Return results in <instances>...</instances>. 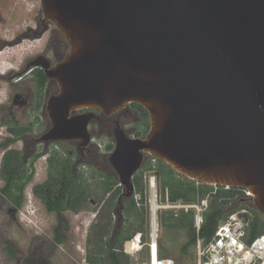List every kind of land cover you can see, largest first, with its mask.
<instances>
[{"label": "water", "instance_id": "1", "mask_svg": "<svg viewBox=\"0 0 264 264\" xmlns=\"http://www.w3.org/2000/svg\"><path fill=\"white\" fill-rule=\"evenodd\" d=\"M70 50L40 67L59 92L41 140L89 142L90 113L137 104L144 137L117 126L109 163L123 195L146 156L210 186L246 189L264 216V0H40ZM43 60V61H42ZM22 75V74H21ZM20 75V77H21Z\"/></svg>", "mask_w": 264, "mask_h": 264}, {"label": "rangeland", "instance_id": "2", "mask_svg": "<svg viewBox=\"0 0 264 264\" xmlns=\"http://www.w3.org/2000/svg\"><path fill=\"white\" fill-rule=\"evenodd\" d=\"M42 18L40 0H0V143L7 138L15 139L9 142L6 150L13 149L21 154L29 153V145H32L30 138L39 137L51 124L46 104L56 92L53 87L38 90L34 75H23L22 79L20 78L31 60L38 55H44L49 39L56 35L54 25L48 21L43 22ZM44 24L48 26V30L40 37L36 33L44 30ZM52 45L54 42L51 48ZM52 54L53 52L50 51L47 57L54 63L55 59ZM120 127L125 131L133 128L134 130L130 129L131 136L129 137L131 138L146 135L143 133L145 126L134 120L133 113L124 119V123L121 120ZM25 128L29 129V136L24 140L21 139L22 134L15 136L9 132ZM112 134L111 131V135L107 132L94 135L95 152L91 156H81L75 153L73 146L66 141L50 144L48 150L43 152L31 167L26 168L27 171L32 172V179L24 189L20 208H16L0 193V264H88L87 256L97 258L100 251L96 234L106 223L109 211V207L107 209L109 205L106 202L108 195L102 191L103 177L111 176L119 183L109 163V156L115 145ZM109 146L113 147L110 151ZM43 147V145H36L35 151L40 152ZM6 150H0V170L2 157ZM69 153H72L70 156L72 157V175L83 177L82 183L88 189L85 190L88 193V200L84 209L78 213L66 212L58 217L56 214L46 212L40 197L33 194V188L43 185L48 179V157L56 156L62 160ZM158 166V159L147 156L140 169L134 174L141 171L144 188L142 203L138 195H133L137 204V215L143 212V243L148 241L150 222L148 178L154 176L156 179L158 203L163 204L168 200L167 195L163 197L160 192ZM3 185L0 176V191ZM215 191L216 188L213 194ZM237 193L238 199H241V191L238 190ZM131 198L127 199L123 196L120 204L124 206ZM238 204L237 199L231 202L230 209L238 208ZM249 204L253 205L252 201ZM118 212L119 215L116 214L115 218H111L115 222V229L124 228V236H129L137 225L136 213L123 209ZM157 232L158 247L163 246L171 250L175 255L173 260L176 263L180 262L177 264H195L194 246L189 249L187 255L178 258V253L188 240L184 232L162 229L160 226ZM57 235L63 238V244L55 243L54 238ZM11 247L12 253L10 252ZM127 256L129 264L148 262L145 247L138 254Z\"/></svg>", "mask_w": 264, "mask_h": 264}, {"label": "trees", "instance_id": "3", "mask_svg": "<svg viewBox=\"0 0 264 264\" xmlns=\"http://www.w3.org/2000/svg\"><path fill=\"white\" fill-rule=\"evenodd\" d=\"M35 81L38 90H42L46 84V77L41 70L34 72ZM137 108L143 112V117L146 121L145 130H149V121L147 112L137 105ZM27 129L10 130L15 136L26 132ZM15 141V139H13ZM7 142L0 143V150L6 149ZM9 142H12L11 140ZM109 146V151L112 150ZM71 155L68 154L64 159L60 160L56 156H50L47 159L48 163V179L43 185L33 188V194L40 197L46 212L49 214H56L58 217L64 213L69 212L76 214L84 209L88 200L87 188L82 183V176L72 175ZM21 153L16 150H8L2 157L0 176L3 180V187L0 193L16 208H20L23 202V193L25 187L31 182L32 172L27 171L21 164ZM159 161V160H158ZM157 175L159 178V188L162 196L167 195L168 202L181 201L185 204L199 203L201 200L207 199V208L202 212V222L200 229L197 232L194 227V212L193 211H158L157 223L162 229L182 231L187 235V242L182 246L178 253V258L189 253V249L194 246L197 236L203 240H209L218 224L225 220L230 214L246 209L251 213L249 220V233L252 238L264 235V216L260 214L253 205L248 201L238 199L237 188L224 189L220 186H210L206 184L197 183L182 175L176 173L165 163L159 161L157 168ZM182 178V179H180ZM103 193L108 195L106 200L108 211V219L104 226L97 232L99 253L96 257L87 256L88 264H129V257L122 252L124 242L129 241L132 237L141 233L144 227L143 212L137 215V204L134 201V196L138 195L141 203L144 200V188L142 184V173L133 176L132 183L134 186V196L130 201L123 206L120 204L123 198V188L111 176L103 177ZM56 187V188H55ZM216 191L213 194V190ZM88 190V189H87ZM239 202L238 208L230 209V203ZM105 202V204H106ZM136 213L135 222L136 228L129 236H124L123 229H115V222L111 218L119 215V210ZM110 215V216H109ZM140 216V219H138ZM116 220V219H115ZM138 220V221H137ZM55 243L61 245L64 243L63 238L57 235ZM11 253L13 249L11 247ZM158 256L160 258L175 259V255L171 250L165 249L163 246L158 247ZM177 263H180L177 261Z\"/></svg>", "mask_w": 264, "mask_h": 264}, {"label": "built area", "instance_id": "4", "mask_svg": "<svg viewBox=\"0 0 264 264\" xmlns=\"http://www.w3.org/2000/svg\"><path fill=\"white\" fill-rule=\"evenodd\" d=\"M150 204V222L148 241L143 243L142 234H135L131 240L124 242L122 252L126 255H136L146 248L148 262L144 264H177L171 258L158 256V210L193 211L194 227L198 232L202 222V212L207 208L208 200L199 203L185 204L181 201L159 204L157 201V184L154 176L147 179ZM224 189H230L224 187ZM238 189V188H237ZM241 191L243 201H252L251 194L246 189ZM251 213L239 210L221 221L212 237L203 240L197 236L194 251L195 264H264V235L254 238L249 233Z\"/></svg>", "mask_w": 264, "mask_h": 264}, {"label": "flooded vegetation", "instance_id": "5", "mask_svg": "<svg viewBox=\"0 0 264 264\" xmlns=\"http://www.w3.org/2000/svg\"><path fill=\"white\" fill-rule=\"evenodd\" d=\"M44 30H46V31H44ZM44 30L40 31L39 33H36V34H38L40 37H42L48 30V26H46V24H44ZM55 32H56V35L52 36L49 39V42H48L47 48L45 49L44 55H38L33 60H31L27 65H29L30 63H33L36 60L42 58L43 60H46L49 63L50 67H52V66L60 63L66 57V55L68 54V52L70 50V47L66 43V41L64 40L62 35L57 30H55ZM57 34H58V36H57ZM52 42H54V45H52V48H51ZM50 51L53 52L52 55H53V57L55 59L54 63L51 61L50 58L47 57V54ZM39 70H41L43 72V70L40 67H33L28 73H26V74L22 73L20 78L22 79L23 75H28V74L35 76L34 72L39 71ZM43 74H44V72H43ZM36 87H37V85H36ZM47 87L48 88L53 87L54 90L56 89V92H54V95H56L59 92V89H58V87H57V85H56V83L54 81H50V80L47 79L44 88H47ZM87 113H90L91 116H92L90 118V120L88 121V124H87V133L89 135V142L86 145H82V140L81 139H75V140L66 141L70 146H73L74 152L75 153H79L81 156H91L95 152V144H93L94 135H97V133H103V132H107L108 135L109 134L111 135V131H112L113 132L112 135L114 136V130L117 128V126L118 127L121 126V120L124 123V119H127L129 116H131L132 113L134 115V120L136 122H138L139 124H142L144 126H145V123H146V121H145V119L143 117V112L140 111V109L137 108V104H129V106L127 105L125 108L120 109L117 112H115L113 114H110V115L103 114V113H101L100 111H97V110H88V109H81V110H78V111H74L72 113V115H83V114H87ZM50 128H51V124L46 127L45 131L39 137L30 138L31 139L30 142L32 144V145H29L30 152L29 153H26V152L22 153L21 157H20V160H21V164L20 165L23 168L31 167L33 165V162L37 158H39L43 154V152L48 150L49 145L53 143V142H50V141L46 142L44 140H41L43 135L46 134L50 130ZM130 129L131 128H129L128 131H125L122 128V130L128 136H131L130 132H131V130H134L133 128L131 130ZM28 131H29V129H27L26 132L22 133V136H21L22 140H24L25 137L29 136V132ZM10 139L7 138L5 140V141H8L7 145H9ZM12 140L13 139H11V141ZM5 141H3V142H5ZM3 142H1V143H3ZM36 145H43L44 146L43 150L40 151V152L39 151H35V146ZM6 149H7V147H6ZM6 149H4V150H6ZM8 150H11V149H8ZM8 150H6V151H8ZM69 154L72 155V153H69Z\"/></svg>", "mask_w": 264, "mask_h": 264}, {"label": "bare ground", "instance_id": "6", "mask_svg": "<svg viewBox=\"0 0 264 264\" xmlns=\"http://www.w3.org/2000/svg\"><path fill=\"white\" fill-rule=\"evenodd\" d=\"M78 139V138H77Z\"/></svg>", "mask_w": 264, "mask_h": 264}]
</instances>
